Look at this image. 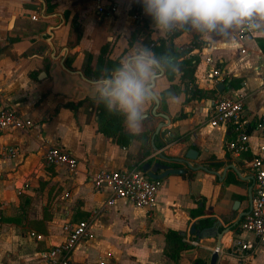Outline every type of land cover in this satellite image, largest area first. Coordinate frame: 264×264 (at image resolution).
Instances as JSON below:
<instances>
[{
	"label": "crops",
	"instance_id": "1",
	"mask_svg": "<svg viewBox=\"0 0 264 264\" xmlns=\"http://www.w3.org/2000/svg\"><path fill=\"white\" fill-rule=\"evenodd\" d=\"M52 3L55 6L48 12L45 1L48 18H42L39 0H0V106L12 107L34 123L29 129L8 130L0 135V145L18 148L14 156L0 154V264H44L45 253L49 246L61 241L62 224L69 219L88 220L91 231V237L82 239L75 247L71 264H99L100 261L104 264H196L197 260L209 264L214 247L194 242L188 230L199 218L209 221L210 216H215L227 224L242 210L249 209L250 183L239 181L235 187L230 179L234 175L232 170H227L221 181L215 174L203 170H191V179L186 177L188 172L170 174L160 180L156 203L151 209L124 199L104 206L108 193L95 191L87 176L98 168L129 167L148 158L155 162L158 152L167 157L183 156L191 148L198 152L196 162L208 168L217 170L232 162L244 176L252 175L248 156H258L264 162V86L261 83L264 31L240 34L239 29L228 44L188 31L172 38L178 51L188 49L184 58L193 59V84L202 90H216L215 84L221 79L223 90H216L213 97L186 100L190 93L184 91L185 83L180 82L177 69L172 81L165 75L158 77L154 91L157 96L167 92V96L166 110L159 104L157 111L166 113L170 121L157 134L160 147L157 150L151 147L150 154L139 162L137 139L122 146L97 130L95 103L91 107L92 103L86 101L75 112L63 106L67 101L84 97L94 101L95 86L79 74L62 68L59 58H51V49L41 36L50 26H58L52 30L54 54L66 47L65 66L81 71L89 80H98L103 76L95 79L85 74L88 54L92 56L94 68L101 47L106 45V58H118L121 62L133 48L143 47L146 33L153 40L166 39V34L149 23L150 28L143 29L146 33L132 39L136 27L143 24L140 18L148 17L143 7L132 11L134 4L141 5L137 0H53ZM110 4L114 11L108 7ZM65 11L69 13L68 18L63 15ZM33 14H38V19H31ZM57 14L64 19L61 25ZM137 14H141L140 18ZM73 17L80 24L81 37L71 47L68 31ZM194 37L202 42L200 47L191 44ZM207 58L212 63H206ZM212 68L220 75L213 78ZM231 78L241 80L238 88L229 86ZM221 96L242 100L243 119L249 134L248 151L237 153L229 149L227 143L237 137V132L208 123L213 101ZM153 104L146 109V116L155 119L150 137L157 124L165 122L161 117L152 116ZM180 113L184 115L178 117ZM49 146H59L74 155L78 160L76 170L70 172L63 166L46 164L43 153ZM165 163L183 166L174 161ZM254 189L253 178L252 194ZM65 192L68 196H64ZM237 201L238 208L234 209ZM201 209L209 214L192 217L190 211L196 215ZM240 222L219 248L216 264H264V238L243 232L241 237L248 242L249 249L242 253L231 249L232 239L240 233ZM169 229L186 232L182 236L191 245L180 252L176 262L164 253L165 232ZM36 234L41 238H36Z\"/></svg>",
	"mask_w": 264,
	"mask_h": 264
},
{
	"label": "built area",
	"instance_id": "2",
	"mask_svg": "<svg viewBox=\"0 0 264 264\" xmlns=\"http://www.w3.org/2000/svg\"><path fill=\"white\" fill-rule=\"evenodd\" d=\"M108 7L114 11L113 4ZM31 19H38V14H33ZM246 31L240 29V34ZM206 63H212L211 58H207ZM210 75L214 78L220 73L212 68ZM261 83L264 86V69ZM262 121L264 122V118ZM208 123L218 128L228 127L237 132V137L227 143L229 149L237 153L250 149L249 134L243 119V103L240 98L217 97L210 108ZM33 124L30 118L23 117L12 107L0 106V135L8 130H26ZM17 153L16 146L0 145V154L11 157ZM43 158L46 164L63 166L70 172H74L78 166L77 158L59 146L47 147ZM140 166L141 164L121 168H98L87 177L95 191L108 193L104 206H111L116 200L124 199L136 206L151 209L156 203L160 180L148 177ZM249 166L255 189L252 194L251 209L239 224L240 233L231 241L230 247L237 253L249 249V244L241 237V233L246 232L255 238H264V162L260 157L255 156L249 161ZM64 196H68V193L65 192ZM62 233L61 241L49 246L45 253L44 264H71V255L77 244L82 239L91 237L90 222L66 220L62 224ZM34 236L41 238L39 234ZM99 264H104V261H100Z\"/></svg>",
	"mask_w": 264,
	"mask_h": 264
},
{
	"label": "clouds",
	"instance_id": "3",
	"mask_svg": "<svg viewBox=\"0 0 264 264\" xmlns=\"http://www.w3.org/2000/svg\"><path fill=\"white\" fill-rule=\"evenodd\" d=\"M153 26L162 33L188 31L202 38L231 43L239 30L264 31V0H137ZM174 58H158L147 47L133 49L109 77L95 80V99L109 112L124 117L133 133L140 131L146 109L158 100L154 91L163 65Z\"/></svg>",
	"mask_w": 264,
	"mask_h": 264
},
{
	"label": "trees",
	"instance_id": "4",
	"mask_svg": "<svg viewBox=\"0 0 264 264\" xmlns=\"http://www.w3.org/2000/svg\"><path fill=\"white\" fill-rule=\"evenodd\" d=\"M46 1V9L48 12H51L55 6L54 3H52L53 0H45ZM142 8L139 4H134L132 7V11L137 12ZM65 18H68L69 13L65 11L63 13ZM149 23L153 24V21L150 17H145L143 19L142 28L143 29H149ZM182 31H176L171 34H166V39H156L153 40L149 37V33H146L144 36V39L142 40L143 47H147L150 50H152L155 55L160 58L164 57L166 54L173 57L174 59L170 64H164L163 68L165 70L164 75L169 81H172L175 76V69L180 73V82L185 83V89L184 91L190 93V96L186 98V100L189 99H201L202 97H205L206 95H210L211 97L214 96L216 93L215 89L211 90H202L198 88L196 85L193 84V69H194V62L192 58H184V55L187 53L188 49L178 51L177 48L172 44V38L181 33ZM140 33H143L141 31ZM81 37V28L80 24L77 21L75 17H73L70 21L69 31H68V45L71 47H74L78 44ZM201 43L199 40H197V37H194L191 41V44L195 47H200ZM108 51V47L106 45L102 46L99 55L97 58L96 66L93 68L91 65V55L88 54L87 56V62L84 67L85 74L89 78H100L103 77H109L111 75V72L117 68L120 64L119 59L110 60L106 58V53ZM101 71V72H100ZM240 79L238 78H231L229 86L232 88H238L240 85ZM160 98V108L162 110H166V103H165V97L167 96V92H162L158 94ZM86 101H90L91 107H93L95 103V115H96V122H97V130L104 134L107 138H109L112 142H115L116 144L126 146L130 143L131 139H137L140 142L139 147V153L140 157L138 161L140 162L142 159L146 158L150 154V149L152 147L151 144V137L150 133L152 132V128L154 127V121L155 119H152L150 116H146L144 121L142 122V127L139 132L133 133L127 129L124 122V117L114 113L109 112L108 109L105 107L103 103H99L97 100L93 101L92 99L88 97H84L75 101H67L65 104H63L64 107L69 108L72 111H76L78 107H80L83 103ZM183 113H180L178 117L183 116ZM159 138L157 135L153 138V146L160 147V143L158 142ZM247 159H252L251 156H248ZM148 162L152 161V158L147 159ZM142 164L140 168H142ZM186 177L188 179H191L193 177L192 171H188L186 174ZM192 217H196L197 215H204L209 214V212L205 211L204 209H201L198 214L195 215L192 211H190ZM208 219L201 220V223H207ZM191 245L188 244L184 240V236H182L179 231L177 230H167L165 232V247H164V253L168 255L172 260L176 262L179 254L184 249L189 248ZM196 264H202L201 261L197 260Z\"/></svg>",
	"mask_w": 264,
	"mask_h": 264
},
{
	"label": "water",
	"instance_id": "5",
	"mask_svg": "<svg viewBox=\"0 0 264 264\" xmlns=\"http://www.w3.org/2000/svg\"><path fill=\"white\" fill-rule=\"evenodd\" d=\"M39 2L41 4L40 16L42 18H48L45 14V1L39 0ZM57 15L61 20V23H60L61 25L64 22V19L61 14H57ZM56 27L58 26H50L47 29V31L41 36V38H45L46 42L48 43L51 49V52H50L51 58H55V59L59 58L60 65L62 66V68H64L67 71L77 73L85 80L94 83L95 80H89L88 78H85L81 71L79 70L72 71V70H69L65 66L64 59L68 51L66 47L63 48L59 54L57 55L54 54L55 48L51 42V38L53 36L52 30L55 29ZM47 53L48 51H46V54ZM164 72L165 70L163 68V72L160 73L158 77L163 76ZM222 87H223V84L221 83V79H220V81L217 84H215V88L217 91L221 92L223 90ZM159 104H160V98L158 97V100L153 104V107L151 110L152 116L161 117L165 120V122L164 121L159 122L154 130V133L151 136V144H152L153 150L158 149L157 147L153 146L154 136L157 135L160 129L162 127H165L167 123H169L170 121V118L166 113L157 111ZM197 156H198V152L192 148L188 149V151L183 156H176V157H167L163 153L158 152V157L155 162H148V161L143 162L142 170L146 172L148 177L152 179H157V180H161L170 174L183 175L186 172L191 171V170L192 171L203 170V171L215 174L220 181L223 180V178L225 177L227 170H232L234 175L230 179L232 181L231 183L235 185V187L239 186L238 185L239 181H245V182L250 183L247 188V198H248V205H249L248 208L249 209L246 211L242 210V212L238 214L235 220L228 222L227 224H224L225 220H221L215 216H210L209 221L207 223L202 224L201 220H204V218H199L190 224V227L188 230V234L190 238L194 240V242L202 243V244L205 243V244H209L212 247H214V250L210 257L209 264H216V261L218 259V250L222 246L224 240L229 236L232 229L241 221V218L245 216L246 214H248L251 209L253 176L250 174L248 176H244L241 173L240 169H238L235 166V164H233L232 162L225 164L222 168H218L217 170L208 168V166L196 162ZM165 161H174V162L182 164L183 166L173 167L170 164L165 163ZM218 163L219 162H217L216 164ZM236 205L237 206H234V209L238 208V205H239L238 201L236 202ZM180 234L185 235L186 232H180Z\"/></svg>",
	"mask_w": 264,
	"mask_h": 264
},
{
	"label": "rangeland",
	"instance_id": "6",
	"mask_svg": "<svg viewBox=\"0 0 264 264\" xmlns=\"http://www.w3.org/2000/svg\"><path fill=\"white\" fill-rule=\"evenodd\" d=\"M139 15H141V14H137V18L139 17ZM137 18H134L133 17V19H137ZM140 19L143 20V18H140ZM141 31H143V33H144L145 30H143L142 25H139L138 27H136L134 33L132 34V39H135V37L137 36V34H139ZM139 48H140V46H139ZM133 49H136V48H133ZM132 50H131V52H132ZM127 51H128V49H126V52Z\"/></svg>",
	"mask_w": 264,
	"mask_h": 264
},
{
	"label": "flooded vegetation",
	"instance_id": "7",
	"mask_svg": "<svg viewBox=\"0 0 264 264\" xmlns=\"http://www.w3.org/2000/svg\"><path fill=\"white\" fill-rule=\"evenodd\" d=\"M160 172V171H159Z\"/></svg>",
	"mask_w": 264,
	"mask_h": 264
}]
</instances>
